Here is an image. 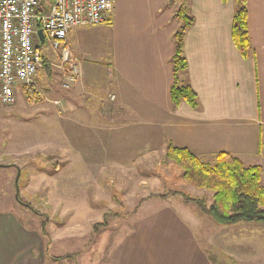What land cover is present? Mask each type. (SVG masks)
<instances>
[{"label": "crops", "instance_id": "crops-1", "mask_svg": "<svg viewBox=\"0 0 264 264\" xmlns=\"http://www.w3.org/2000/svg\"><path fill=\"white\" fill-rule=\"evenodd\" d=\"M167 2L113 0L104 23L71 28L67 42L80 73L55 103L96 117L89 122L102 133L101 154L111 166L163 154L168 140L208 164L220 151L259 164L263 183L264 0H247L246 57L231 37L233 0H185L193 22L183 40L184 79L197 108L171 101V35L179 21L173 18L178 1ZM86 82H107L105 97ZM180 203L140 208L119 241L86 243L83 255L71 257L75 264L81 256L85 264H264V223L223 225ZM7 205L0 198V264H64L44 253L41 229L28 228Z\"/></svg>", "mask_w": 264, "mask_h": 264}, {"label": "rangeland", "instance_id": "rangeland-1", "mask_svg": "<svg viewBox=\"0 0 264 264\" xmlns=\"http://www.w3.org/2000/svg\"><path fill=\"white\" fill-rule=\"evenodd\" d=\"M41 48L51 72L41 69L35 76L40 100L28 101L21 86L13 104L0 106V198L7 199V206L28 228L41 229L46 220V251L59 256L74 253L76 258L83 255L86 243L117 242L140 208L168 200L177 207L180 201L188 202L204 215L185 195L204 197L209 203L211 191L187 184L182 170L162 153L139 158L128 168L104 163L102 133L89 122L96 117L74 115L55 103L58 92L69 87L61 84L58 53L45 44ZM85 85L101 98L108 90L107 82ZM80 258L79 264H85ZM61 261L75 264L71 256Z\"/></svg>", "mask_w": 264, "mask_h": 264}, {"label": "trees", "instance_id": "trees-1", "mask_svg": "<svg viewBox=\"0 0 264 264\" xmlns=\"http://www.w3.org/2000/svg\"><path fill=\"white\" fill-rule=\"evenodd\" d=\"M176 1L178 3L174 6L173 18L179 21V26L171 35L173 52L169 59L172 70L170 97L174 106L185 101L191 107L197 108L199 105L197 94L184 79L187 62L183 52V40L186 29L193 22V16L189 14L185 0H168L167 5H174ZM233 6L231 37L238 51L246 57L251 51L247 28V0H233ZM38 47L41 48V45L39 44ZM43 58H45L44 54ZM42 69L46 71L44 67ZM48 70L50 73L49 63ZM22 91L28 101L40 100L36 88L23 85ZM259 149L264 150V137L259 140ZM163 155L182 170V178L187 184L211 191L209 203L204 197H190L186 194L185 198L195 200L194 202L217 223L223 225L238 222L264 223V185L261 182L259 164H245L238 156L226 151L216 153L213 163L208 164L187 148L176 146L168 140L165 141ZM177 192L173 191V193ZM27 206L34 210L30 204ZM34 211L40 214L37 210ZM45 221V219L42 221L41 234L47 238L48 244V233L43 227ZM93 226L96 227L97 224ZM44 253L48 258L57 261L65 256H74V254L51 255L47 251Z\"/></svg>", "mask_w": 264, "mask_h": 264}, {"label": "built area", "instance_id": "built-area-1", "mask_svg": "<svg viewBox=\"0 0 264 264\" xmlns=\"http://www.w3.org/2000/svg\"><path fill=\"white\" fill-rule=\"evenodd\" d=\"M113 0H0V106L16 101L21 86H35V76L45 62V44L58 53L64 88L80 73L67 42L76 26L104 23ZM41 29L40 40L37 30ZM112 97V96H111Z\"/></svg>", "mask_w": 264, "mask_h": 264}, {"label": "water", "instance_id": "water-1", "mask_svg": "<svg viewBox=\"0 0 264 264\" xmlns=\"http://www.w3.org/2000/svg\"><path fill=\"white\" fill-rule=\"evenodd\" d=\"M37 33H38V35H39L40 40H42V38H43L42 30H41V29H38V30H37ZM43 67L46 69V72L49 73V70H48V63H47V62L44 63ZM16 176H17V175H16ZM14 182H15V185H16V184H17V177L15 178V181H14ZM15 196H16V198H18L17 187H16V194H15Z\"/></svg>", "mask_w": 264, "mask_h": 264}]
</instances>
